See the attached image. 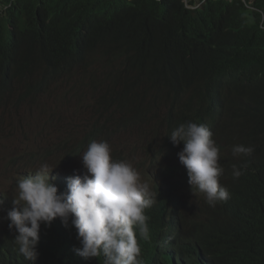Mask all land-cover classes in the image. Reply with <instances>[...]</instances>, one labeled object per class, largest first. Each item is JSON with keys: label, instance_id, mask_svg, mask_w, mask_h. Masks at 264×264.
<instances>
[{"label": "trees", "instance_id": "trees-1", "mask_svg": "<svg viewBox=\"0 0 264 264\" xmlns=\"http://www.w3.org/2000/svg\"><path fill=\"white\" fill-rule=\"evenodd\" d=\"M248 3L264 10V0ZM260 24L259 12L246 8L244 0H203L194 11L183 0H0V111L33 100L42 105L52 86H69L78 97L94 91L101 113L85 144L151 127L144 134L156 154L183 147L169 137L179 124L212 120L221 152L244 144L255 155L245 161L244 174L232 179L228 203L205 202L204 211L189 221L156 208L149 239L142 240L145 259L264 264ZM105 66L109 70L101 73ZM158 142L159 149L153 145ZM0 248L16 255L3 256L0 264H75L64 249L45 248L27 261L14 243Z\"/></svg>", "mask_w": 264, "mask_h": 264}, {"label": "clouds", "instance_id": "clouds-1", "mask_svg": "<svg viewBox=\"0 0 264 264\" xmlns=\"http://www.w3.org/2000/svg\"><path fill=\"white\" fill-rule=\"evenodd\" d=\"M202 2L183 0L189 11ZM244 4L259 12L264 29V10L253 9L248 0ZM35 103L12 105L5 111L18 116L19 108ZM201 121L181 123L171 131V142L183 144L174 152L150 156L151 138L140 134L152 187L142 180L139 166L136 169L122 150H114L106 140L95 139L87 146L83 138L71 151L67 142L47 150L46 156L61 157L60 164H41L40 151L22 153L16 163L10 156L7 186L0 179V245L14 243L27 261H35L47 248L64 249L75 264H147L142 240L149 239L156 208L164 206L168 212L175 211L176 219L189 221L204 211L205 202L210 207L228 203L232 179L244 174L245 161L255 155L254 147L244 144L221 152L213 139L215 124ZM80 152L82 165L68 169ZM262 229L264 222L259 226L263 233ZM9 254L15 255L0 248L1 259Z\"/></svg>", "mask_w": 264, "mask_h": 264}, {"label": "rangeland", "instance_id": "rangeland-1", "mask_svg": "<svg viewBox=\"0 0 264 264\" xmlns=\"http://www.w3.org/2000/svg\"><path fill=\"white\" fill-rule=\"evenodd\" d=\"M101 73L109 70L107 66L101 68ZM115 70V68H114ZM98 79L90 84L94 88ZM108 87V86H107ZM102 93V92H100ZM98 95L94 92L82 91L80 96L75 95V90L69 86H52L44 95L42 105L27 104L19 108V115L8 114L0 111L4 116V123H0V179L7 186L9 157L16 163V157L22 153L42 152V163L52 165L60 164L61 157L58 155L46 156L47 150L54 151L65 146L67 142L69 151L78 145L84 138L86 130L91 127L100 115V106L97 103ZM9 117L16 118L11 120ZM8 119V121H7ZM103 120V119H102ZM131 132L109 135L106 141L114 150H122L128 161L139 166L137 169L142 180L148 182L152 187V174L148 164L145 162L144 146L140 141V134L149 133L151 127H145L141 133L139 128L129 129ZM159 149V142L153 144ZM88 146V144H87ZM82 152L75 156L68 164V169H75L82 165L80 158ZM150 156L153 152L149 153ZM63 168L66 165H62ZM158 182L164 179L154 172Z\"/></svg>", "mask_w": 264, "mask_h": 264}, {"label": "bare ground", "instance_id": "bare-ground-1", "mask_svg": "<svg viewBox=\"0 0 264 264\" xmlns=\"http://www.w3.org/2000/svg\"><path fill=\"white\" fill-rule=\"evenodd\" d=\"M55 84H56V83H55ZM49 87H50V86H49ZM48 89H49V88H48ZM49 90H50V89H49ZM110 105H112V104H110ZM110 105L108 106V108H110ZM115 107H116V106H115ZM106 108H107V107H106ZM108 108H107V109H108ZM113 108H114V107H113ZM112 110H116V109H111V111H112ZM108 111H110V110H108ZM179 242H180V241H179ZM0 256H1V255H0ZM49 259L54 260V257H51V258H49Z\"/></svg>", "mask_w": 264, "mask_h": 264}]
</instances>
